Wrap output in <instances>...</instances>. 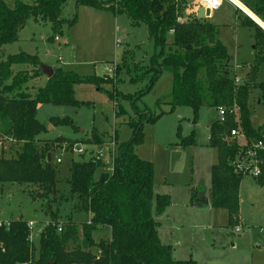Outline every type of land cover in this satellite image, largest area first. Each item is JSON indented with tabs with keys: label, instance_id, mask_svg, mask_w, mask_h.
<instances>
[{
	"label": "trees",
	"instance_id": "obj_1",
	"mask_svg": "<svg viewBox=\"0 0 264 264\" xmlns=\"http://www.w3.org/2000/svg\"><path fill=\"white\" fill-rule=\"evenodd\" d=\"M66 1L34 0L26 3L15 0L10 6L5 0H0V49L17 38L29 17L49 20L56 30L64 22L60 17ZM75 1L78 5L124 11L133 24L145 23L155 52L148 65H134L138 68L135 74H132L134 66L132 69L125 56L123 67L132 81L147 79L148 83L139 93L124 95L116 88L104 87V84L115 87L114 80L118 82V74L122 71L120 66H117L113 76L80 74L55 67L45 85L39 86L32 94L27 91V84L42 74L38 54L21 51L0 60V125L6 129V137L15 139L18 144L13 158L0 157V182L39 187L40 191L30 194L33 200L42 201L48 217L35 242L31 239L28 221L22 217L9 220V226L1 225L0 264H201L192 257L175 258L173 246L160 238L158 218L170 205L171 195L155 193L153 162L140 157L135 151L144 134L145 123L154 122L160 113L154 114L146 105L139 107L137 102L167 69L172 73L171 108L189 105L197 117L203 105L237 106L241 128L249 139L248 145L261 139L264 141V122L259 127L253 125L248 102L254 88L261 91L264 101V80L256 81L264 59V40L256 37L257 52L247 73L250 81L238 84L230 72L231 55L218 36L219 26L199 19L195 14L180 20L187 0H113L109 6H104L101 0ZM246 3L264 20V0ZM168 33L172 34V42L167 40ZM15 64H30L32 68L14 73L12 66ZM78 83H91L105 91L115 103L116 117L126 113L118 102L120 97H125L130 101L136 117L127 121L133 134L129 140L119 144L111 170H103L98 178H94L96 170L103 166L100 158L72 159L65 177L68 193H61L59 197L73 201L75 212L89 214V218L81 222L70 215L62 219L59 214V202L56 201L58 165L52 160L49 162L48 155L55 144L61 143V138H39L47 128L36 116L42 103L88 104L89 101L74 97L73 86ZM50 121L53 126L78 128L68 117H51ZM234 125L231 117L225 123L214 120L209 125L208 141L209 146L217 149L218 155L210 171L211 206L228 211L229 225L239 223V188L245 175L231 164L242 149L236 141L226 140L227 132ZM180 138V145L195 143L194 133ZM92 141L101 144L104 138L96 135ZM75 142L78 141L72 143ZM255 150L262 169L261 175L256 178L262 184L264 147ZM51 194L55 198L52 200L55 208L49 197ZM59 225L62 226L61 231ZM104 226L110 227V236L96 241L93 232ZM70 245L74 246L71 248Z\"/></svg>",
	"mask_w": 264,
	"mask_h": 264
},
{
	"label": "rangeland",
	"instance_id": "obj_2",
	"mask_svg": "<svg viewBox=\"0 0 264 264\" xmlns=\"http://www.w3.org/2000/svg\"><path fill=\"white\" fill-rule=\"evenodd\" d=\"M5 1L13 6L15 0ZM21 1L32 3L34 0ZM112 1L101 0L104 6H109ZM60 18L64 22L54 30L53 22L29 17L17 38L1 47L0 60L25 51L38 54L40 62L54 68L87 75L113 76L117 66H120L122 71L118 74V82L114 80L115 87L104 84L105 88H116L124 95H134L146 87L147 79L132 81L123 67L124 56L132 69L135 64L146 66L150 62L155 45L149 39L145 23L133 24L124 11L78 5L75 0L66 1ZM167 40L172 42L171 33H168ZM226 46L239 65L237 72L233 67L230 72L239 75V84L250 81L247 75L250 69H242L241 66L249 60L247 55L251 44L243 39L239 54L235 52L233 41H228ZM31 68L30 64L12 66L14 73ZM135 69L138 70L134 66L132 74L136 73ZM262 80L264 61L256 76L257 82ZM43 85L44 77L30 80L27 91L35 94L37 88ZM171 89L172 73L164 69L159 79L137 102L139 107L146 105L154 114L160 113L154 122L145 123L144 134L135 151L140 157L153 162L155 193L165 192L172 196V210L158 218L162 240L173 245V255L177 259L192 257L201 264H264V183H259L251 175L244 176L240 194L243 201L239 205L241 224L229 225L226 209L210 208L206 203L200 204L199 208L191 205L188 198L196 192V198L199 195L211 199L210 167L217 161L218 155L217 149L208 145L209 125L217 120L218 114L216 107L209 105L200 107L197 117L189 105L171 108ZM73 90L76 99L89 103L80 106L42 103L36 115L47 128L39 138H61V143L55 144L51 154L53 163L58 165L56 201L59 202L62 219L84 214L75 212L73 201L59 197L61 193H68L65 177L72 159L82 161L99 155L103 166L96 170L94 178H98L103 170H111L119 144L129 140L133 134L127 121L136 119L131 103L125 97H120L118 102L126 113L116 117L114 101L94 84L78 83ZM248 102L252 109V123L259 127L264 122V101L258 88L251 91ZM56 116L70 118L77 130L71 125L53 126L50 119ZM191 133H194L195 143L180 145V137ZM96 135L104 138L101 144L92 141ZM6 136V129L0 125V141L4 143L0 157L13 158L18 144L4 142ZM74 148H81L82 151L76 152ZM57 157L61 158V162H56ZM38 191L40 188L32 184L0 182V221L22 217L26 221L35 220L43 227L48 221L43 203L32 198L33 193ZM49 197L52 203L54 195ZM36 239L38 235H34L33 241Z\"/></svg>",
	"mask_w": 264,
	"mask_h": 264
},
{
	"label": "crops",
	"instance_id": "obj_3",
	"mask_svg": "<svg viewBox=\"0 0 264 264\" xmlns=\"http://www.w3.org/2000/svg\"><path fill=\"white\" fill-rule=\"evenodd\" d=\"M238 1H240V3H242V5L246 9H248L251 13H253L256 17H258L264 23V20L252 8H250L249 6L246 5L247 4L246 1L249 3H252L253 0H238ZM203 4L204 3L202 2V0H187L186 7L183 11L181 18H187V16L194 15V14L197 16V8ZM241 7L234 0H221L220 6L218 8H215V9H210V14L208 16L202 18V19H206L208 21H211V22L217 24L219 26L218 36H219L220 41L225 46H226L228 41H233L235 44L234 48H235L236 53L239 54L240 42H241V46H242L243 39H245L246 43L249 42L251 44V51H249V53L247 55L249 57V60L245 61V63H243L241 66L242 69H249L250 64L253 62L255 55H256V52H257L256 46H255L256 37H257V39L259 38L261 40H264V27L261 24H259V22H257L250 15L249 12H247L243 7L242 8ZM259 28L261 30H258ZM226 48H227L228 53L231 55L227 46H226ZM233 58H234V56L231 55V65H232L231 68L233 67L235 69V71L237 72L239 65L236 63V61L234 62ZM263 61H264V59H263ZM260 66H259V68H260ZM258 72H259V69H258ZM41 75L34 78V79H40L41 77H44L45 83H46L48 77L44 74H41ZM234 76L236 78V81L238 79L237 83L239 84V79H240V77H238L239 75L237 74V76L236 75H234ZM50 128H52V127H50ZM211 166H212V164H211ZM210 171H211V167H210ZM210 175H211V172H210ZM254 178L257 179L256 177H254ZM241 183H242V181H241ZM210 186H211V181H210ZM193 189H194V187H193ZM163 193H165V192H163ZM196 194H197V192H196ZM196 194H194L193 198H192V195L188 198V199H190L189 202L191 203L192 206L196 205L195 207L199 208L200 204L206 203V205H208V207H210V208L212 207L210 199L208 200L206 197H200L199 195L196 198V196H197ZM240 194H241V184H240V188H239V205H240V202L243 201V197H241ZM171 205H172V196H171V203L167 207L164 214H167L169 211L172 210ZM88 218H89V214H86V213L83 214L82 213V216L81 215L80 216H74L73 219L81 222V221H84ZM240 222L242 223V219H241L240 213H239V223L238 224H241ZM159 228H160V225H159ZM237 228H239V230H240L239 226H237ZM159 235H160V231H159ZM109 236H110V227H108V226H104L103 228H100V229L93 232V238L96 241H98L101 238H108ZM160 238H161V235H160ZM33 239H34V237H33ZM161 240H162V238H161ZM35 241H37V239ZM70 246L72 248L74 245H70ZM173 249L175 250L174 247H173Z\"/></svg>",
	"mask_w": 264,
	"mask_h": 264
},
{
	"label": "built area",
	"instance_id": "obj_4",
	"mask_svg": "<svg viewBox=\"0 0 264 264\" xmlns=\"http://www.w3.org/2000/svg\"><path fill=\"white\" fill-rule=\"evenodd\" d=\"M202 2L204 3L203 5H205L210 9L218 8L221 4V0H202ZM183 19L186 18H180V20ZM216 111L218 114L217 120H219V122L221 123H225L230 117L233 118L235 125L227 132L226 140L228 142L236 141L238 144L242 146L240 153L237 154L235 158L232 159L231 161L233 168L236 171L243 172L245 175L259 177L262 172L261 160L258 157L255 148H260V149L263 148L264 141L261 139L258 140L256 143L253 142L251 146L248 145L249 139L241 128L240 114L237 106H232V107L218 106L216 107ZM5 141L15 142V139L11 137H5L4 142ZM3 149H4V143L3 141H0V150L2 151ZM74 150L76 152L82 151L81 148H74ZM95 157L99 158V155H96ZM56 162L58 163L61 162V158L57 157ZM3 224L9 226V221L7 222L0 221V226ZM27 224L30 229L31 239H33L34 235H39V233L42 230V226H39L38 223L34 220H29ZM58 229L59 231H61L62 226L59 225ZM238 230L239 228H237V231Z\"/></svg>",
	"mask_w": 264,
	"mask_h": 264
},
{
	"label": "water",
	"instance_id": "obj_5",
	"mask_svg": "<svg viewBox=\"0 0 264 264\" xmlns=\"http://www.w3.org/2000/svg\"><path fill=\"white\" fill-rule=\"evenodd\" d=\"M210 14V8L206 7L205 5H200L197 8V17L199 19H202ZM39 67L41 69L42 74L46 75L48 78H50L54 73V67L49 66L47 64H44L42 62L39 63ZM83 131V130H82ZM52 155H48V161L51 162Z\"/></svg>",
	"mask_w": 264,
	"mask_h": 264
},
{
	"label": "bare ground",
	"instance_id": "obj_6",
	"mask_svg": "<svg viewBox=\"0 0 264 264\" xmlns=\"http://www.w3.org/2000/svg\"><path fill=\"white\" fill-rule=\"evenodd\" d=\"M237 4H239L240 6H242L247 12H249L250 13V15L257 21V22H259V24H261L263 27H264V23L258 18V17H256L253 13H251L248 9H246L243 5H242V3H240V1H238V0H234Z\"/></svg>",
	"mask_w": 264,
	"mask_h": 264
}]
</instances>
